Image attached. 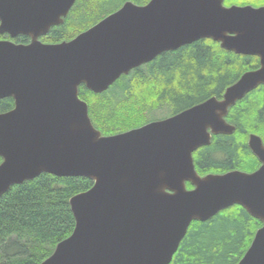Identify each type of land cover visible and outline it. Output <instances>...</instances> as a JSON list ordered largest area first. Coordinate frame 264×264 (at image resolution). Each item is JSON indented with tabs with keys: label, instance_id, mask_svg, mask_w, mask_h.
<instances>
[{
	"label": "water",
	"instance_id": "water-1",
	"mask_svg": "<svg viewBox=\"0 0 264 264\" xmlns=\"http://www.w3.org/2000/svg\"><path fill=\"white\" fill-rule=\"evenodd\" d=\"M77 0H0V197L41 173L87 176L94 185L70 199L76 225L39 264H170L194 220L242 205L263 225L237 264H264V141L248 145L253 171L201 175L193 153L213 135L232 134L231 106L264 84V5L224 0L126 1L70 40L40 37L64 22ZM201 38L260 65L208 99L117 134L95 127L79 95L102 93L123 74ZM190 182L193 187L189 188Z\"/></svg>",
	"mask_w": 264,
	"mask_h": 264
},
{
	"label": "trees",
	"instance_id": "trees-1",
	"mask_svg": "<svg viewBox=\"0 0 264 264\" xmlns=\"http://www.w3.org/2000/svg\"><path fill=\"white\" fill-rule=\"evenodd\" d=\"M126 1L142 5L150 0H77L64 23L53 26L41 39L45 43L70 40ZM224 3L261 6L264 0ZM3 38L11 37L0 33ZM13 40L26 44L30 37L20 34ZM259 65L257 55L236 53L221 47L218 41L201 38L123 74L102 93L82 84L79 95L88 103L95 127L111 135L155 120L158 108H167L169 116L211 96L221 98L228 86ZM13 107V97L0 99V113ZM226 118L236 127L234 132L213 135L209 145L193 153L201 175L230 170L253 172L261 166L248 139L255 133L264 141V84L231 106ZM93 185L94 180L87 176L61 177L46 172L12 185L0 197V264H39L49 257L75 228L71 197ZM187 186L193 187L190 182ZM262 225L239 204L207 221L194 220L170 264H237Z\"/></svg>",
	"mask_w": 264,
	"mask_h": 264
},
{
	"label": "rangeland",
	"instance_id": "rangeland-1",
	"mask_svg": "<svg viewBox=\"0 0 264 264\" xmlns=\"http://www.w3.org/2000/svg\"><path fill=\"white\" fill-rule=\"evenodd\" d=\"M252 5L255 6V4H252ZM166 110H167V108H165V107L156 109L155 113H156L157 117L155 119H161V118L168 116L169 110H167L168 112Z\"/></svg>",
	"mask_w": 264,
	"mask_h": 264
},
{
	"label": "flooded vegetation",
	"instance_id": "flooded-vegetation-1",
	"mask_svg": "<svg viewBox=\"0 0 264 264\" xmlns=\"http://www.w3.org/2000/svg\"><path fill=\"white\" fill-rule=\"evenodd\" d=\"M65 19H66V18H65ZM64 21H65V20H64ZM63 23H64V22H63ZM61 24H62V23H61ZM58 25H59V24H58ZM54 26H57V25H54ZM52 27H53V26H52ZM52 27H51V28H52ZM51 28H50V29H51ZM8 35H9V34H8ZM17 36H18V35H17ZM10 37H11V36H10ZM15 37H16V36H15ZM29 37H30V36H29ZM13 38H14V37H11V38H3V39H10V40H13ZM40 39H41V37H40ZM41 40H42V39H41ZM13 41H14V40H13ZM30 41H31V38H30ZM30 41H29V42H30ZM42 41H43V40H42ZM29 42H28V43H29ZM43 42H44V41H43Z\"/></svg>",
	"mask_w": 264,
	"mask_h": 264
}]
</instances>
